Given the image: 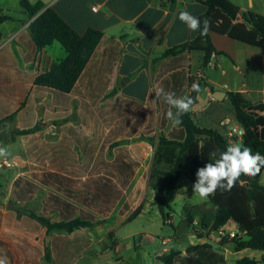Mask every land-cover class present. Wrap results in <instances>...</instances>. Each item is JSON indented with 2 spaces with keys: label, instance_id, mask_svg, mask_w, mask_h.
<instances>
[{
  "label": "crops",
  "instance_id": "0c3cea01",
  "mask_svg": "<svg viewBox=\"0 0 264 264\" xmlns=\"http://www.w3.org/2000/svg\"><path fill=\"white\" fill-rule=\"evenodd\" d=\"M29 1L44 2L46 8L54 9L79 35L85 34L89 29L104 34L79 82L85 93L92 81V91L89 94L100 97L95 103L100 123L94 130L98 134L104 130L106 132L104 140L107 139L109 128L102 115L111 105L122 107L125 100L133 99L143 103L148 110L146 104L150 95L157 98V84L161 67L165 63V59H161L163 54L197 37L199 31H190L178 19L179 11L187 10L200 18L208 10L205 5L208 0ZM230 1L240 7L242 12L264 15V0ZM94 7H97L96 11L93 10ZM0 11L2 15L14 18L12 21L0 23V119L8 117L0 123V148L7 151L6 156H0V162L11 163V167L0 169V210L3 214L0 217V242L11 245L15 258L13 264H29L27 260L32 261L37 254H42L41 264H56L52 251L54 239L61 243L62 248L59 252L69 264H163L159 257L174 249L162 248L164 246L162 242L154 240L152 234L143 231L118 237L116 230L103 235L101 228L102 225L108 224L117 210L120 215V210L125 204L130 206V210L121 216L125 219L123 223H132L143 212L144 203L139 202L137 197L142 193L146 194L143 179L146 177L150 180L154 153L152 156H145L143 146L146 143L144 140L135 141L144 136L142 130L133 137L117 139L126 140L133 157L140 161L141 166L113 212L98 216L91 227L81 228L72 233L50 231L48 233L45 226L31 219L30 214L42 213L43 201L53 193L51 188L38 182L36 183L39 190L31 201L20 203L12 199L13 184L20 176L35 181L32 178L33 172H54L71 178H78L77 173L84 172L87 177L94 170L95 159L88 164L89 168L86 170L83 158L77 150V154L67 157L65 149L70 146L71 140L65 138L64 129L82 127L80 98L73 96L68 108L56 107L51 91L36 86L33 82L37 76L49 71L53 64L64 60L67 53H63L55 43L39 51L36 49L29 31V26L35 18L30 19L23 11L20 0H0ZM210 38L218 54L213 55L206 68L203 67L205 57L203 51L197 49L184 53L189 59L190 75L197 78L186 93L190 95L196 87L200 89L197 102L192 108L194 120L201 128L218 130L226 137L231 130L241 128L236 108L228 93L241 92L251 103H264V48L248 45L217 32H211ZM109 65H112V70H105L101 79L99 76L102 70ZM159 108V103H156L154 108L158 111L156 132L168 134L167 132L176 127H172L169 122L166 129H161ZM9 109L10 112L7 111ZM36 127L39 128L33 133L20 134ZM88 134L93 135L92 131ZM235 140L237 144H242V138ZM18 143L22 148L19 152L15 146ZM115 155V149L109 146L104 156L106 160L112 161ZM10 156L13 160L9 159ZM33 167L36 170H33ZM13 168L17 171L12 172ZM189 179L194 182L193 179ZM262 184L264 185V172ZM148 186L150 194L154 193L155 204L156 192L150 185ZM39 202L40 210L21 211L22 216L18 214L21 208L25 209ZM204 206L205 210L212 208L209 199ZM139 207L142 208L140 214L133 220H128ZM189 207L192 208L187 205V208ZM197 213L194 210L190 212L192 215ZM48 218L53 222L59 221L58 212L52 210ZM199 223L200 219L198 221L195 218V225ZM208 229L200 231L202 237H206L204 241H207L203 244L213 245L225 256L227 264L230 262V254H244L251 250L237 251L234 244L221 246L217 240L221 234L219 233L217 237L216 232H213L214 236H211ZM95 230L100 234L96 239ZM236 230L237 226L230 222L224 231L228 234ZM145 238L148 242H145ZM39 239H43L45 248L38 243ZM175 239L178 242L181 240L178 233L175 234ZM144 242L147 244L146 248ZM169 242L170 239L164 240L166 246ZM188 247L177 251L185 254ZM262 257L264 261V256ZM239 259L242 258L234 260L235 264ZM251 259L258 261V264L262 262L255 256Z\"/></svg>",
  "mask_w": 264,
  "mask_h": 264
},
{
  "label": "trees",
  "instance_id": "16d2710c",
  "mask_svg": "<svg viewBox=\"0 0 264 264\" xmlns=\"http://www.w3.org/2000/svg\"><path fill=\"white\" fill-rule=\"evenodd\" d=\"M23 11L34 19L29 26V31L36 49L39 51L49 47L55 42L60 43L67 52V57L53 64L52 68L37 76L33 81L36 86L49 89L53 94V104L56 107L68 108L73 96L81 100L80 116L81 128H65V138L71 140L70 146L65 147L68 156H74L77 147L82 156L84 169L94 161L93 171L85 177L84 172H78V178L67 177L54 172H33L35 181L25 177H18L12 188L14 199L20 203L31 201L39 184L53 190L45 201L40 215L30 214L31 219L36 220L50 232H67L81 228L91 227L98 216L113 212L118 202L123 198L137 170L140 161L136 160L126 144V140L117 141L119 137H133L140 130L144 134L142 140L150 142L156 132L158 111L155 104L160 105L161 129L167 128L169 121L167 112L170 106L163 96L150 95L146 106L133 99L124 101V106L111 105L102 118L105 119L109 131L101 134L95 129L100 123L98 109L95 103L100 97L89 94L92 91V81L87 86L88 91L83 92L79 85L81 78L88 67L97 48L101 44L104 34L95 29H89L85 34L79 35L64 19L52 8H46L42 1L31 2L20 0ZM208 7L199 19L210 21L207 35H201L179 47L167 50L161 59H165L161 67L157 91L161 88L165 92H174L177 97L189 96L192 107L189 112L181 116L182 123L173 128L168 134L161 132L156 150L154 152L152 171L150 174V186L156 192L154 205H157L163 218L170 220L171 206L168 202V194L175 190L183 176L196 181V172L207 163L218 158L219 153L230 145L227 137L220 131L201 128L194 120L193 106L197 102V87L192 94L186 91L195 80L190 75L189 59L184 53L193 50L203 51L205 54L203 67L206 68L213 59L216 48L211 41V32L229 35L232 39L248 45L264 48V15L255 12H242L241 8L230 0H208ZM44 11V12H43ZM14 20V18L2 15L0 11V23ZM111 71L112 65L102 70ZM90 87V89H89ZM229 99L236 108V116L240 127L245 134L242 136L243 146L250 147L255 154L264 155V103L254 104L245 99L241 92L228 93ZM175 112V109H172ZM10 112V109L7 110ZM4 118V117H2ZM8 118V117H6ZM0 119V123L5 120ZM39 127L22 131L25 135L35 132ZM92 131L93 135L88 132ZM236 139V138H235ZM110 146L115 149V157L112 161L105 158V152ZM68 149V151H67ZM67 159V158H66ZM86 167V168H85ZM33 170H36L33 167ZM264 168L254 177L241 175L230 191L218 188L214 195L208 197L209 204L213 208L211 232L219 233L225 230L230 222L237 226L236 235H220L217 239L221 246L234 244L237 251L246 249L264 251V185L262 175ZM85 177L84 179H82ZM58 212L59 221L53 222L48 218L49 212ZM130 206L125 204L120 210V215H125ZM142 208L139 207L128 220L137 217ZM190 214V213H189ZM187 215L188 225L194 228V233L202 237L200 229L209 228V218L203 215L200 223L195 225L192 214ZM0 210V217H2ZM57 239L52 243L56 264H69L60 254L61 243ZM0 259H5L6 264L14 263V253L11 245L0 242ZM42 254H37L29 264H41ZM163 264H227L225 256L218 252L213 245L203 244L190 246L185 254L181 251L171 250L159 257ZM251 258H242L237 264H258Z\"/></svg>",
  "mask_w": 264,
  "mask_h": 264
},
{
  "label": "rangeland",
  "instance_id": "374dc122",
  "mask_svg": "<svg viewBox=\"0 0 264 264\" xmlns=\"http://www.w3.org/2000/svg\"><path fill=\"white\" fill-rule=\"evenodd\" d=\"M243 3V2H242ZM56 47H60L63 51V53H67L65 48L58 42H55ZM215 72V71H214ZM76 119V116L74 117ZM162 133L160 131H157L156 134L151 138L150 142L144 141L146 144L143 146L144 149V155L145 156H152L153 153L156 150V145L158 144L159 137ZM50 138V136H49ZM135 141L138 142H143L142 138H139ZM16 148L18 149L17 151L19 152L21 148L20 143L15 145ZM4 149V148H3ZM77 152L80 150L79 147H77ZM9 156V155H8ZM81 156V155H80ZM10 160H13V158L10 156ZM152 162V161H151ZM149 164V163H147ZM17 171L16 168L12 169V172ZM149 179H146L144 177L143 182L146 184V194L142 193V195L138 196L137 198L139 199V202H143V212L141 215L137 217L136 220H134L132 223H123L125 219L119 215L118 210L114 213L113 217L111 220L108 222V224L102 225V234L106 235L109 231L113 232L116 230V234L118 237H123L127 233H141L143 231H146L150 234H152V237L156 241H161L162 244L164 245L162 248H168L169 250L174 249V250H184L185 247L190 246L191 244H203L204 241L206 240V237H199L194 234V228L192 226L187 225L188 224V219L185 222V219L187 215L194 210L197 211V215L194 214V218L201 219V217L205 214L209 218V229L208 233L211 236H214L213 232H211L212 228V213H213V208L209 210H205L204 204L208 202L207 199H202L199 197L198 194L193 193L192 191V186L194 184L193 181H191L188 177L183 176L178 184V187L176 190L172 191L168 195V202L172 208L171 210V218L170 220H166L163 218L160 209L158 208L157 205L153 204V196L154 193L152 192L150 194V183H148ZM11 197L14 201L13 194L11 193ZM17 202V201H16ZM19 202V201H18ZM188 206H192V208H187ZM16 206V205H15ZM209 205H207L208 207ZM41 208V203L39 202L38 204H33V206H27L24 208H21L20 211H18L19 215H23L21 211H38ZM51 212V211H50ZM49 212V213H50ZM190 215V214H189ZM198 227H200L198 225ZM207 229V228H206ZM203 229H200V231ZM179 234L180 236V241L178 242L177 239H175V234ZM213 234V235H212ZM99 232L97 230L94 231V237L99 238ZM99 236V237H98ZM170 239V242L166 246L164 244V240ZM108 240V239H107ZM106 240V242H107ZM145 242H148V239L145 238ZM144 242V246L146 248L147 244ZM38 243L45 248V243L43 239H39ZM108 243H110V240H108ZM51 244V243H50ZM254 253L253 255H251ZM262 255L264 256V252L260 251H253V250H247L246 253L244 254H230L229 259L230 262L229 264H235V259L236 258H244V257H250L255 256L258 260L263 259ZM47 262V261H46ZM260 264H264V261H262Z\"/></svg>",
  "mask_w": 264,
  "mask_h": 264
},
{
  "label": "clouds",
  "instance_id": "9594fccd",
  "mask_svg": "<svg viewBox=\"0 0 264 264\" xmlns=\"http://www.w3.org/2000/svg\"><path fill=\"white\" fill-rule=\"evenodd\" d=\"M178 19L192 32L199 31L201 35H207L210 21L203 22L187 10H181ZM195 87V86H194ZM156 96H163L170 106L167 119L172 127L182 123L181 116L190 111L193 101L189 96L177 97L174 92H165L163 88L156 92ZM175 109V112L172 111ZM6 149L0 148V156H6ZM264 168V155L253 153L252 149L240 144H230L226 150L219 153L218 158L207 163L196 172V181L192 191L202 199L214 195L218 188L230 191L235 186L241 175L254 177ZM0 264H6L5 259H0Z\"/></svg>",
  "mask_w": 264,
  "mask_h": 264
},
{
  "label": "built area",
  "instance_id": "2783aa9c",
  "mask_svg": "<svg viewBox=\"0 0 264 264\" xmlns=\"http://www.w3.org/2000/svg\"><path fill=\"white\" fill-rule=\"evenodd\" d=\"M93 10L96 11L97 7H94ZM243 134H245V132L242 128H240V129L235 128V129L231 130L227 134L226 137L228 138V140L230 141L231 144H237L235 138H242ZM5 167H11V163L8 161L0 162V169L5 168ZM220 234L227 235L224 230L222 232H220ZM228 235H230V238H233V237H235L236 232H233V233L230 232V233H228Z\"/></svg>",
  "mask_w": 264,
  "mask_h": 264
},
{
  "label": "water",
  "instance_id": "95a60500",
  "mask_svg": "<svg viewBox=\"0 0 264 264\" xmlns=\"http://www.w3.org/2000/svg\"><path fill=\"white\" fill-rule=\"evenodd\" d=\"M44 12V11H43ZM215 235L217 236V237H219V232L218 231H216V233H215Z\"/></svg>",
  "mask_w": 264,
  "mask_h": 264
}]
</instances>
